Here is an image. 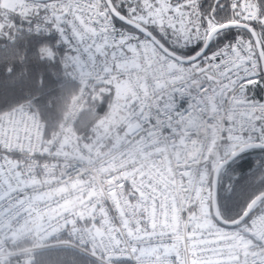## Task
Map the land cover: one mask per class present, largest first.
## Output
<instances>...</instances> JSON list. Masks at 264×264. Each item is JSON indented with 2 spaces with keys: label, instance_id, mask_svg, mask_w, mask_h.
Returning <instances> with one entry per match:
<instances>
[{
  "label": "snow or ice",
  "instance_id": "snow-or-ice-1",
  "mask_svg": "<svg viewBox=\"0 0 264 264\" xmlns=\"http://www.w3.org/2000/svg\"><path fill=\"white\" fill-rule=\"evenodd\" d=\"M0 264H264V0H0Z\"/></svg>",
  "mask_w": 264,
  "mask_h": 264
}]
</instances>
